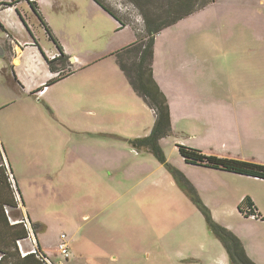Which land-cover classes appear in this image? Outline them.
<instances>
[{"label":"rangeland","instance_id":"obj_1","mask_svg":"<svg viewBox=\"0 0 264 264\" xmlns=\"http://www.w3.org/2000/svg\"><path fill=\"white\" fill-rule=\"evenodd\" d=\"M103 1L132 25L143 27V18L133 3ZM36 2L69 63L63 66L57 61V69L50 68L49 61L58 60L61 50L30 2L19 1L17 7L30 13L31 19L29 25L27 20H19L20 34L29 36L33 31L36 46L33 88L28 84L30 88L17 91L5 83L0 72V139L8 149L13 177L26 209L33 222L43 225L38 228V238L52 245V261L232 264L223 242L211 229L206 214L210 211L217 224L235 233L243 244L245 241L264 264V219L246 215L238 206L212 212L202 197L207 187L229 183L217 176L234 173L188 164L179 152L180 135L171 133L160 140L168 162L181 172L183 166L191 172V177L182 173L197 190L207 207L204 208L195 202L184 178H177L152 152L133 144V140L149 135L156 122L154 110L135 91L114 56L136 41V29L131 24L122 26L95 0ZM15 12L17 15L16 9ZM204 12L200 23L223 25L221 31L229 34L228 40L246 48L240 56L245 72L243 83L237 89L233 78L220 75L217 79H202L200 84L187 79L185 84L178 76L175 82L179 84L172 85L162 78L163 89L166 93L192 97L199 93L218 100L203 102L205 109L211 108L209 103L214 108L222 106L219 102L227 105L231 102L228 95L239 92L244 145L237 140L236 144L224 145L214 133L209 136L207 123L216 121L222 129L231 122L222 116L205 115L202 106L200 112H193L204 129L196 142L203 150L197 149L264 164V0H216ZM191 18L194 17H186L183 26ZM116 21L119 29L111 25ZM189 29L187 25L183 32ZM5 35L0 31V36ZM201 40L205 52L211 39ZM158 53L156 65L160 69L177 64L183 57L176 53L173 43L160 45ZM212 55L216 54L206 52L201 57L210 59L219 54ZM3 61L0 58V64ZM188 101L177 97L176 102L180 105ZM187 127L188 123L179 122L174 130L185 131ZM221 152H241L245 157ZM62 233L70 242L68 259L56 254ZM25 242L29 244L32 239Z\"/></svg>","mask_w":264,"mask_h":264},{"label":"crops","instance_id":"obj_2","mask_svg":"<svg viewBox=\"0 0 264 264\" xmlns=\"http://www.w3.org/2000/svg\"><path fill=\"white\" fill-rule=\"evenodd\" d=\"M19 1L25 0H0V14L2 13V15H0V31L6 33L5 36H0V58L4 60L2 64H0V72L4 77L5 83L13 89H17V91L25 90L28 84H30L29 86L33 88V56L36 54V52H33V47H36L33 43V31H31V35L29 36L20 34L22 27L20 23L21 21L19 20H23V22L27 20L29 25V23L31 24V19L29 17L30 13H28L25 9L20 10L17 7ZM214 4H216V0L206 6L207 8L205 7V10H207L209 6ZM15 9L19 17L15 15ZM90 9L92 11L94 10L92 6L90 7ZM203 9L188 16L194 17L189 20L188 24L183 26V20H186V18H184L175 25L165 28L156 36L153 58V73L157 83L163 91V84H165V82L162 78H164L169 85L178 83L175 82V80L179 79H184L183 83L185 84H188L187 79L192 81V83L194 84H200L202 82V79H217L220 78V75H224V77H227L230 80L231 78L234 79L233 81L237 85V89H239L240 83H243L245 72L244 64L240 63V56L246 53V48L236 44L233 45V42L231 40H228L229 34L225 31H221L223 25L213 24V26H208L206 22L200 23L202 21V18L206 15L204 12L205 10ZM95 11L99 13V10L95 9ZM112 23L114 28H118L117 21L115 23L111 22V25ZM187 25L191 29L183 32L184 27ZM120 29H122V27ZM215 29L217 30L215 31ZM198 36H200V38H196ZM202 37H209L211 39L210 46H208L209 48L205 52L203 51L204 46H201ZM223 37L225 39L222 40ZM223 41L227 42L228 44L223 45ZM166 43H173L176 53L180 54L183 57H181V60L177 64H173L169 67L160 69L156 65L159 55L158 50L160 45L165 46ZM206 52L219 55H217L216 58L210 59L205 58L207 57L205 55V57H201V55ZM159 59L160 61H163V56H160ZM175 66H177V68ZM211 70H214L215 72L211 73ZM178 76L181 77H179L178 79L176 78ZM164 93L167 95L170 104L172 134L175 133L176 135H180V140L177 141L178 144L191 146L193 148H200L199 145L196 144V142L198 141L199 137L202 136L204 129L200 119L198 118V115L193 114V112H200V108L203 106L202 112L205 113V115L209 114L211 117H215L214 115L222 116L225 118H229V122H231V124H225V126H222V129L220 128L219 124L216 123V121L207 123V133H209V136L214 133L216 136L215 139L222 141L224 145L228 142L236 144V142H234L236 140L238 141V143H241V146L244 145L242 127L240 126L241 122L239 121L240 114L238 111V108H240L239 106L241 104L239 92L228 95V98L231 99V102L226 103L227 105H224L225 103L219 102V105L222 106L214 108L213 103H209L211 108L207 109L204 108L203 102H218V100L205 95H201L199 93L195 95L196 97H192L190 94L176 95V93H166L165 91ZM174 97L176 99H174ZM177 97L185 98L189 101L186 104L179 105L178 102H176ZM177 112H179L180 114H177ZM175 117L177 119L176 122L174 119ZM179 122L188 123V127L185 129V131L174 130L175 125L179 124ZM220 133L221 135L223 134V136H219ZM0 153L11 174V178L15 181V186L20 195V200L17 207H8L7 213L9 214L13 222L21 219L23 216L28 217L32 223V228H36V231L34 232L36 240L29 237L30 239H33L29 244L25 242L26 239L29 238L20 240V248L22 249L23 253L32 252L37 248H41V250L46 255H48L49 259L52 261L53 259L50 255L52 254V245L47 243L43 237L38 238V228H41L43 225L38 221L33 222V217L29 213L28 209H26V205L18 181L16 180V177H13L14 171L7 155L8 149L6 148V144H4V142H1V139ZM219 154L232 156L240 155V157H245V155L241 152H226L224 154L223 152H221ZM188 164H192L198 167L203 166L200 164H193L189 162ZM181 170L182 172H185V174H187L189 177L192 176L191 172H189V170L185 166L181 167ZM231 173L234 174H232L231 176L229 174H220V176H217L218 178L225 179L229 182L226 186L213 185L211 187H207L206 193L204 195L202 194L205 203L211 206L212 212H216L221 207H240L241 203L247 197H250L260 214L259 219H264V217L262 216V213H264V179L235 172ZM0 189V196H3V199L7 198L8 200H12L11 192L6 186L2 185L1 182ZM0 218H5L2 208H0ZM0 223H2V221ZM5 242V238H0V244H6ZM66 242L70 244L69 240H67V237ZM244 245L249 256L255 259L257 264H261L259 260L255 258L252 252L248 249V244L245 241ZM56 252V254H60L58 253V251ZM53 263L63 264L62 261H58L56 263L54 261Z\"/></svg>","mask_w":264,"mask_h":264},{"label":"trees","instance_id":"obj_3","mask_svg":"<svg viewBox=\"0 0 264 264\" xmlns=\"http://www.w3.org/2000/svg\"><path fill=\"white\" fill-rule=\"evenodd\" d=\"M44 24L50 37L57 42L61 50L58 60L49 61L50 68L56 70V62L63 66L69 63V58L65 55L58 39L53 34L50 26L46 22L41 13L36 0H28ZM97 1L105 10L116 17L122 26L131 24L128 19L123 18L117 11L110 7L103 0ZM133 3L139 10L143 18V27L132 25L137 31V39L132 44L118 50L114 53L118 64L125 72L135 91L143 97L147 104L154 110L156 122L151 133L145 137L133 140L136 147L147 149L152 152L162 163L166 164L170 171L177 178H184L186 183L191 187L193 198L199 205L207 208L197 194V190L190 184L186 176L177 168L172 166L166 157L164 150L160 144L163 137L172 133L171 110L168 98L164 91L157 83L153 73V58L155 39L165 28L171 27L200 11L215 0H128ZM142 32V33H141ZM58 63V64H59ZM41 88L40 90H43ZM179 152L189 163L200 164L213 168L255 176L264 179V164L254 161L242 160L230 157H219L217 155L208 154L200 149L189 147L186 145H178ZM0 182L6 186L12 194V200L3 199L0 196V208L5 218H0V238L6 239V244H0V264H47L45 253L41 248H37L35 252H27L24 254L20 248L19 241L29 238V229L25 225L24 216L16 221H12L7 213L8 207L15 208L19 204L17 191L11 178V174L0 153ZM3 187V186H2ZM1 191V189H0ZM248 207L247 210L245 208ZM241 212L246 215L260 216L252 199L247 197L240 205ZM211 212H207V217L211 225V229L221 239L228 251L232 264H257L247 253L242 240L231 230L217 224L211 217ZM13 223H11V222ZM4 223V224H3ZM34 232L36 228H33Z\"/></svg>","mask_w":264,"mask_h":264},{"label":"built area","instance_id":"obj_4","mask_svg":"<svg viewBox=\"0 0 264 264\" xmlns=\"http://www.w3.org/2000/svg\"><path fill=\"white\" fill-rule=\"evenodd\" d=\"M13 183H14V187L17 191V196H18V199L20 200V195H19V192L15 186V181L12 179ZM22 222L25 223V225L27 226V228L29 229V237L33 238L34 240L35 239V236H34V230L32 228V223L30 221V219L28 217H25L24 220H21ZM66 237L67 235L66 234H62L61 235V242L59 243L58 247H57V250H58V253L62 254L65 258H69L70 257V251H69V244L66 242ZM32 239V240H33ZM37 244V242H36ZM35 250H33L32 252H35ZM27 253V252H26ZM24 253V254H26ZM46 255V254H45ZM47 256V255H46ZM46 262L47 264H54L49 258L46 257Z\"/></svg>","mask_w":264,"mask_h":264}]
</instances>
